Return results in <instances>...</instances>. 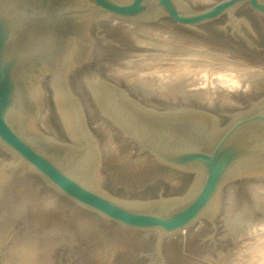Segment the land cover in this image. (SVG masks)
I'll list each match as a JSON object with an SVG mask.
<instances>
[{
	"label": "rangeland",
	"instance_id": "1",
	"mask_svg": "<svg viewBox=\"0 0 264 264\" xmlns=\"http://www.w3.org/2000/svg\"><path fill=\"white\" fill-rule=\"evenodd\" d=\"M178 1L184 9L196 11L219 0H209V2L199 0L201 4L198 0ZM236 15L238 21L234 25L229 24L225 15L197 26H182L172 22L142 18L122 19L111 14H96L88 30L90 41L87 38L86 50L83 53L85 55L88 51L89 55L87 53L85 57H89L85 60L81 58L82 63L67 68L63 74L57 69L58 71L47 72L40 78L37 84L36 105L39 100L42 108L41 111H37L35 124L47 134L67 140L73 147L83 148L84 140L72 138L59 108L56 107L59 96H68L74 99L73 106L77 108L76 115L79 116L78 107L82 101L81 113L84 112L87 116L88 124L93 131L89 132L92 136L89 138L90 142L92 147L94 144L100 145L102 152L101 159L98 158V181L94 185L95 188L129 203L160 196H187L196 187L198 176L195 173L172 169L142 150L132 136L109 120L110 117L104 115V119L103 109L95 99L93 100L91 91L94 93V85L99 80L107 78L113 80L108 71L116 68L118 63L124 64L129 62L128 60H134L135 65L145 60L148 63L150 57L154 55L160 57L159 61L164 64L166 51L173 54L172 56L182 54L176 48H174L176 51L172 50L173 48L166 50L162 46L164 44L162 38L146 36L139 28L135 29L137 25L172 28L169 30L184 35L195 34L203 39L206 38L207 41L214 40L217 44L237 49L242 54L264 58V16L254 13L246 6H238ZM184 54L182 57H190L189 53L184 52ZM159 61L153 63L161 65ZM154 65L149 63L148 66ZM115 82L123 85L144 104L159 106L158 108H175L178 105L166 104L167 102L160 104L158 102L160 98H157L158 93L155 90L144 92L145 90L140 86L134 88L127 81ZM171 90L173 95L177 93L181 101L195 98V95H190V91L181 93V91L176 92V89ZM247 99L251 101L243 102L244 104L239 107L224 106L226 110L221 109L223 111L219 112V116L241 114L245 109H250L257 102L264 100V85L255 91V95L254 92L253 96L252 93L248 94ZM46 111L48 119L40 120L39 115ZM136 159L143 160L141 164L143 167L139 163V166L132 165L131 162ZM18 161L19 158L0 142V264H235L233 260L237 257L236 254L239 256L241 253L251 252L254 246L250 241L246 242L242 236H239L240 241L234 237L244 235L245 227H238V232H230L227 230V225L230 219L243 209L258 208V203L251 199L247 190V183L250 184L249 181L252 183L253 178L258 175L256 172L236 175L223 185L215 200L217 206L212 221L203 218L180 233L164 236L159 244L156 233L129 229L81 206L52 186L29 165L18 164ZM228 197L232 201V208L236 210L233 211L235 214L226 218L223 212L228 205ZM199 225H206L207 229L202 231V234L185 236L187 230L196 229ZM252 235L253 232L250 236ZM241 259L237 264L243 263V257Z\"/></svg>",
	"mask_w": 264,
	"mask_h": 264
},
{
	"label": "water",
	"instance_id": "2",
	"mask_svg": "<svg viewBox=\"0 0 264 264\" xmlns=\"http://www.w3.org/2000/svg\"><path fill=\"white\" fill-rule=\"evenodd\" d=\"M238 6L264 16V0H219L196 11L184 9L178 0H0V142L19 158L18 164L29 165L76 203L129 229L156 233L159 244L164 236L207 219L231 177L260 174L255 168L264 166V100L241 114L220 117L201 109L180 112L147 105L121 84L104 80L108 86L99 92V103L120 129L162 164L198 176L185 197L129 203L94 187L99 165L90 159L88 131L74 138L84 140L85 146L76 148L38 128L37 84L69 59L70 49L79 43L85 47L81 41H90L96 14L182 26L226 15L234 25ZM84 25L85 36L79 35ZM88 57L80 54L71 66Z\"/></svg>",
	"mask_w": 264,
	"mask_h": 264
},
{
	"label": "bare ground",
	"instance_id": "3",
	"mask_svg": "<svg viewBox=\"0 0 264 264\" xmlns=\"http://www.w3.org/2000/svg\"><path fill=\"white\" fill-rule=\"evenodd\" d=\"M196 1H194V2H196ZM200 1H199V3H200ZM205 1L206 0H204V1L202 0V2H205ZM207 1L209 2V0H207ZM190 2H191V0H190ZM196 3H198V2H196ZM111 25H115V24H111ZM134 26H136V25H134ZM146 26H148V25H146ZM146 26L137 25V28H135V29L137 30L139 28L148 37L162 38V41H164L163 42L164 44H162V46H164L163 48H166V50L168 48L169 49L173 48L172 50H175L174 48H176L178 51L180 50L182 54H176L177 56L174 55L175 56L174 57V56H172L173 54H170L166 51V53L164 54L166 57L164 56V58H163L166 61V63L164 62V64L161 61H159L160 57L157 58L154 55H153L154 57L153 56L150 57V59H149L150 61L148 60V63L145 60L146 62L145 61H139L135 65L134 60L133 61L128 60L129 62L124 63V64L118 63L117 67L112 65L116 68L109 69L108 72H110V74L108 72L107 73L115 81H118V80L122 81V82L127 81L134 88H136V86H140L143 90H145L144 92H149L150 90H155L158 93V94H156L157 98H160L158 101V102H160V104H163V102L164 103L167 102L166 104H170V103L178 104L175 106V108H176V111H180V112H184V109H188V110H186L187 112L189 110L201 109V110L212 112L213 113L212 116H219L220 115L219 112L226 110V109H224V106L226 107V105L233 106V107L234 106L239 107L240 105L244 104L243 102L248 103L249 101H251V99H249V100L247 99L248 94L250 95L252 93V96H253V92H254V95H255V91H257L260 87H262L264 85V80H262V79H264V58L257 57L256 55H248L246 53L242 54V56H241V55H239V53L237 54V53H234V51H230L231 50L230 48H229L230 50H227V49L222 48L220 46H216V44L215 45L214 44L213 45H206L203 42H201L200 40L197 41L194 39H190L187 37V35L179 34L178 32L176 33L175 30H173L174 32L172 30H169L172 28L165 29V28H159V27H146ZM165 27H166V24H165ZM84 28H85V25L79 30V35H84V31H83V30H85ZM87 38L88 37L83 39L84 41L83 40L81 41V42H83V47L85 46V42H86ZM166 41H167V43H165ZM79 44L77 45V47H73L72 49H70L71 55L68 56L69 59L66 61H63L61 64L58 65L61 74H63L67 68L71 67L72 62H74V59L77 56H79L80 54L83 55V53L85 52V50H86L85 47L82 48V45H79ZM177 45H179L181 48ZM236 46H237V44H236ZM242 50H244V49H242ZM245 51H243V52H245ZM184 52H187V54L189 53L190 57H188V56L182 57ZM87 53H88V51H87ZM87 53L85 55H87ZM88 55H89V53H88ZM176 57H179V58H176ZM134 59H135V57H134ZM163 59H161V60H163ZM156 61L157 62L159 61L161 65H157L158 63H153ZM144 62L147 63V65H145ZM149 63L152 65H154V64H156V65H154L153 67L148 66ZM107 80L109 82L116 83L115 81L110 80V78H107ZM116 84H118V83H116ZM118 85H120V84H118ZM106 86H108V84L104 80H99L97 82V84L94 85V89H93L94 93L92 91H91V93L93 94L92 95L93 100L95 99V101L97 103H99V99H98L99 92ZM90 89H91V86H90ZM171 89H176L177 90L176 92L181 91V93H182V91H185V92L190 91V95H192V96L195 95V98L189 97L190 99H186V100L181 98L182 99V101H181V100H179L180 98H178L177 93H176V95H173L174 93H173V90H171ZM58 90H60V89H58ZM64 91H66V90H64ZM60 94H62V93H59V95ZM183 98H184V96H183ZM177 99H178V101H177ZM176 102H178V103H176ZM53 103H54V101H53ZM73 103H74V99H71L68 96L61 95V96H59V98H57V105L58 106L55 105L57 108H59V110L61 112L62 118L64 119V122L66 124V129L69 131L70 135L73 138L80 137V132H84V131L85 132L88 131L87 137H89V138L92 137L89 134V132L92 133L93 131L91 130V128L88 124L89 123L88 118L84 114L83 111H82L83 114L81 113L82 101H80L81 105H80V107H78L80 109L79 116H77L78 114L76 115V109L77 108H75V106H73ZM177 106L182 107L181 108L182 110L178 109ZM206 106H207V108H204ZM37 107H38V110L41 111L42 105H41V102L39 100H38ZM208 108H210V109H208ZM228 108H230V107H228ZM213 109H216V111ZM221 109H223V110H221ZM102 111L104 113L103 116L107 115L108 117H110L109 118L110 121H112V122L115 121L104 110H102ZM231 112H232V110H231ZM39 116H41L40 120L45 121L48 119L47 111L44 114H40ZM102 119H103V117H102ZM104 119H105V116H104ZM40 120H39V122H40ZM104 124H106V123H104ZM115 124L118 126L117 122ZM46 126H48V125H46ZM119 126H120V124H119ZM120 127H119V129H120ZM38 128H37V130L40 129V128L39 129ZM78 128H79V130H78ZM46 130H47V128H46ZM124 131H126V130L124 129ZM97 145L98 144H94L92 149H91L90 159L92 160V163H94L95 160H98L99 157H100V159L102 157L101 156L102 152H101L100 147H99L100 145L99 146H97ZM110 148H111V146H110ZM130 161H133V160H130ZM142 162H143V160L136 159L131 163H133L132 165L139 166V164L141 165ZM146 165H144V166H146ZM141 166H140V168H141ZM130 167H131V165H130ZM133 168H134V170L136 169L135 166ZM143 169H144L143 171H145V168H143ZM255 169H258L260 171L259 172L260 174H258L256 177L253 178L252 183L250 181H249L250 184H248L247 181H246V183L248 185V189H247L248 194L251 197V199H254L258 203V208L252 207V208L243 209L242 212L236 213V216L234 218L230 219L229 225H227V230H229L230 232H233V231L238 232L237 231L238 227H241V226L245 227L244 230H246V231H244V235L240 234V235H236L234 237L237 238L238 241H240L239 236H242L243 239H246L245 240L246 242L250 241L251 242L250 244L254 245L251 248V252H244V253L240 252L241 254L239 256H238V254H236L237 257H235L233 260L235 264H237L238 262H240L242 260L241 257H243V263L242 264H264V166L259 167V168H255ZM147 171H148V169H147ZM145 173H146V171H145ZM142 175H143V173H142ZM92 177H93V173H92ZM95 177H96V175H95ZM255 180L257 182H254ZM0 189H1V187H0ZM231 195H232V193H231ZM231 202L232 201H230V198H229L227 201L228 205L225 204L226 207L224 208L225 211L223 213L226 216V218L230 217L232 214H235L233 211H235L236 209L232 208ZM214 207H216V206H214ZM213 208L207 213V216H206L209 219V221L210 220L212 221L213 218H215L214 214H215L216 209H213ZM216 216H218V215L216 214ZM210 223L212 224L213 222H210ZM205 226L199 225V226H197L196 229H194V228L189 229V230H187L185 236L191 237L195 234H202V231H205V229H207ZM224 228H225V225H224ZM251 232H253L252 236H250ZM66 233H67V231H66ZM182 236H184V235H182ZM239 247H240V245H239ZM245 253H247V254H245ZM228 261H231V260H228Z\"/></svg>",
	"mask_w": 264,
	"mask_h": 264
},
{
	"label": "flooded vegetation",
	"instance_id": "4",
	"mask_svg": "<svg viewBox=\"0 0 264 264\" xmlns=\"http://www.w3.org/2000/svg\"><path fill=\"white\" fill-rule=\"evenodd\" d=\"M198 35H187V37L188 38H190V39H194V40H200L201 42H203L204 44H206V45H215L216 44V46H220V47H222V48H225V49H227V50H230V51H234V53H239V55H241L242 56V53H240V52H238V50L237 49H235L234 50V48H231V47H226V46H222V45H220V44H217L216 42H214V41H207V40H205V39H203V38H201V37H197ZM230 48V49H229ZM163 49V48H162ZM233 49V50H232ZM166 53V52H165ZM164 53V54H165ZM175 56H177V55H175ZM244 57V56H243ZM148 100V99H147ZM158 101V100H157ZM213 110H215L216 111V109H213ZM212 111V110H211ZM218 113V112H217Z\"/></svg>",
	"mask_w": 264,
	"mask_h": 264
}]
</instances>
